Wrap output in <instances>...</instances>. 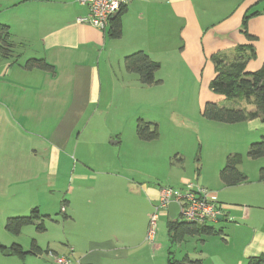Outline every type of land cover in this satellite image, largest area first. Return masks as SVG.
I'll use <instances>...</instances> for the list:
<instances>
[{"label":"crops","instance_id":"crops-1","mask_svg":"<svg viewBox=\"0 0 264 264\" xmlns=\"http://www.w3.org/2000/svg\"><path fill=\"white\" fill-rule=\"evenodd\" d=\"M125 7L122 36L111 39L110 28L104 32L78 22L88 10L76 0H0V27H9L12 44L7 57L0 54V223L35 208L41 214L50 200L62 198L60 212L75 232L68 241L75 264H154L156 252H164L168 264L170 243L153 241L149 247L146 240L163 187L108 166L106 148L120 130L105 124L115 121L106 112L120 105L116 94L125 86L114 68L132 76L124 58L142 51L160 64L156 78L164 85L167 64L171 74L183 68L201 80L207 69L212 81L213 58H233L239 47L246 48L247 72L264 64V0H127ZM30 59L46 60L56 75L24 69ZM188 59L200 63L193 68ZM242 105L255 108L244 100ZM239 124L243 132L233 141L247 154L264 138V120ZM252 161L238 166L248 180L237 186L201 179L226 218L208 224L218 235L184 240L195 239L194 252L180 251L183 243L174 246L175 259L246 264L264 255V182L259 180L264 158ZM100 165L106 170L96 168ZM36 243L40 257L49 255Z\"/></svg>","mask_w":264,"mask_h":264},{"label":"rangeland","instance_id":"rangeland-1","mask_svg":"<svg viewBox=\"0 0 264 264\" xmlns=\"http://www.w3.org/2000/svg\"><path fill=\"white\" fill-rule=\"evenodd\" d=\"M189 52L195 54L192 49ZM191 61L188 59V64L193 68L196 63H200L199 59ZM172 69L173 67L167 64L161 72L167 78L166 84L143 86L137 75L129 76L125 72L121 74L117 66L114 68L116 78L125 86L116 94L120 105L108 108L106 112L114 117L115 121L108 120L105 124L117 126L120 130L118 139H110L106 148L110 163L108 166L140 183L179 189L185 186L182 184L184 182L202 184V178L207 182L215 179L220 183V170L229 155H237L241 158V163H253L247 157L245 149L237 147L238 142L233 141L235 133L243 132L242 124L207 121L201 115L207 102L227 107L233 103L230 100H222L221 95L210 90L211 79L207 81L208 70H205L201 80L200 75H195L194 71L177 68L171 74ZM138 119L147 122L149 120L158 126L157 140L143 142L138 139L134 130ZM106 167L107 165H100L96 168L103 170ZM202 186L206 187L204 183ZM62 200H50L41 209V214L49 215L45 219L44 232H38L34 226H26L21 234L15 237L5 230L2 222L0 223V245L6 248H0V264H56L52 257L57 256L67 257L75 264L68 245L75 232L71 228V222H67L65 215L60 212L62 207H65ZM142 206L143 204H140V207ZM153 213L154 208L151 214ZM168 221V215H159L154 240L156 244L169 243ZM33 241H37L44 250L49 249L52 257L45 252L42 257L26 254L24 258L17 254H5L13 244H19L24 252H29ZM150 244L148 242L149 247ZM195 244V239H190L189 242L183 243L180 251L186 252V249L194 252ZM172 249L175 254L176 250L174 247ZM176 255L178 259L181 258L178 251ZM155 256L154 264L166 262L164 252H156ZM150 262L149 260V264Z\"/></svg>","mask_w":264,"mask_h":264},{"label":"trees","instance_id":"trees-1","mask_svg":"<svg viewBox=\"0 0 264 264\" xmlns=\"http://www.w3.org/2000/svg\"><path fill=\"white\" fill-rule=\"evenodd\" d=\"M125 8L124 6L116 19L112 21L108 32L111 39H119L122 36L121 18L126 11ZM248 37L250 36L248 35ZM11 46L9 27L1 26L0 54L7 57ZM245 50V47H239L237 49L238 54L233 58L223 55L213 58L216 74L210 83V90L214 94L225 97L226 100L233 101V103L232 106L227 107L207 102L201 111V115L205 120L224 124H238L258 118L264 120V64L255 72H247L248 58L243 55ZM250 52L252 56L255 55L251 46ZM123 63L126 72L137 75L141 85L152 86L161 83L156 78V74L160 70V64L153 61L146 53L139 51L128 55L124 58ZM23 67L26 70H41L50 73L52 76L56 75L54 66L44 59H30L26 61ZM243 100L247 102V105H254L255 108L250 110L247 106H243ZM136 134L140 141L152 142L159 137L158 126L155 123L138 119ZM247 157L251 160L264 158V138L251 144ZM240 164L241 158L237 155L227 157L226 164L219 174L220 180L225 186L234 187L247 182V176L238 168ZM259 180L264 182V168L259 171ZM47 218L48 216H42L39 210L35 208L28 216L8 218L5 223V230L15 237H18L26 226H34L38 232H44L46 231L45 219ZM167 233L170 243L167 255L168 264H201L200 260H191L187 256L181 260L175 259L172 248L183 243L186 238L212 237L220 232L208 225L168 221ZM0 248L6 250L1 245ZM9 251L11 254H17L20 258H24L26 254L42 255V251L35 241L32 242L29 252H24L19 244H13ZM246 264H264V255L252 257Z\"/></svg>","mask_w":264,"mask_h":264},{"label":"built area","instance_id":"built-area-1","mask_svg":"<svg viewBox=\"0 0 264 264\" xmlns=\"http://www.w3.org/2000/svg\"><path fill=\"white\" fill-rule=\"evenodd\" d=\"M80 6L86 7L87 16L78 19L81 24H89L101 31H107L127 0H76ZM179 206L176 222L197 225L217 223L226 218L224 206L217 202L212 193L200 183L185 184L183 188H162L154 213L149 217V227L146 240L153 242L157 231L160 214L168 215L170 203ZM62 212L65 208L62 207ZM49 256H52L49 254ZM56 264H73L67 257H55Z\"/></svg>","mask_w":264,"mask_h":264},{"label":"water","instance_id":"water-1","mask_svg":"<svg viewBox=\"0 0 264 264\" xmlns=\"http://www.w3.org/2000/svg\"><path fill=\"white\" fill-rule=\"evenodd\" d=\"M167 213H168L169 221L176 222V219H177L178 213H179L178 204L175 203V202L170 203L169 206H168ZM5 254L6 255H11V252L7 251Z\"/></svg>","mask_w":264,"mask_h":264}]
</instances>
